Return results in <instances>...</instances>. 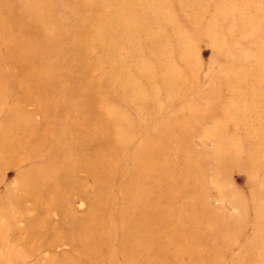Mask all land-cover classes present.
<instances>
[{
  "label": "rangeland",
  "instance_id": "obj_1",
  "mask_svg": "<svg viewBox=\"0 0 264 264\" xmlns=\"http://www.w3.org/2000/svg\"><path fill=\"white\" fill-rule=\"evenodd\" d=\"M46 1L55 10L56 16L50 23L60 32L62 41L63 59L59 62H53L54 54L47 43L42 49L26 46L30 38L21 33V28L32 23L40 28L51 27L43 20L29 19V13H34L32 9L23 10L24 0H0L3 19L0 24L13 27V31L7 28L0 31V139L5 120L13 109L24 119L21 128L24 133L17 148L0 155V264L70 261L104 264L107 251L115 264H126L127 251L121 236L125 228L119 215L120 208L126 204L122 180L130 175L140 149L150 141L159 155L154 170L161 172L160 182L164 174L162 187L171 192L162 198L164 203L178 212L186 205L199 204L200 208L195 223H181V218L175 217L167 226L179 236L172 241L175 252L184 251L191 244L194 248L188 256L198 260L192 263L185 256L183 260L176 259L175 264H216V250L221 264H264V216H259V212H264V143L253 142L258 134L264 135V99L258 109H251L250 101L244 97L250 90L264 92V80L257 85L247 84L236 79L235 73L242 68L246 74H253L258 64L264 63V0H165L169 4L163 9L162 22L168 25L165 29L179 25V33L189 34V41L181 43L183 36L173 31V34L166 32L167 38L159 37L152 27L137 41L131 40L133 45L121 40L114 57L126 64L128 77L136 75L143 62L159 65L172 60L177 65L184 93L172 98L160 92L152 123L135 113L129 102L120 100L118 96L124 87L118 80L112 82L116 97L91 98L83 110L74 97L76 87L66 77L72 56L78 63L69 71L73 78L80 79L82 65L87 68L85 80L98 88L105 84L109 65L105 59L96 65L101 57L96 45L89 47L83 60H77L66 46H72L69 38L82 25V18L88 19L89 27L100 25V17H94L98 13L104 14L106 23L110 22L114 11L109 0H39L38 3ZM198 8L202 14L198 15L197 26L192 19ZM213 23L217 29L215 35L207 30ZM92 38L86 31L84 39ZM157 55H161L160 61ZM16 58L38 69L50 63L61 80L60 87L46 90L42 85L25 84L28 72ZM157 65L155 74H160ZM140 86L149 87L146 81ZM59 89L67 90L70 96L67 114L52 109V101H46L45 107L39 104L43 94L49 91L53 94ZM104 89L109 93L111 87ZM112 107L128 116L130 124L122 132L120 128V144L110 158L114 172H104L101 167L87 164L91 157L111 145V140L100 135V122L94 116H103ZM224 111L229 116L228 122L223 119ZM50 116L56 133L60 130H56L54 121L66 122L65 133L61 132L63 136L57 143L46 138ZM77 117L83 126L72 121ZM165 124L172 127L159 141V130L155 129ZM223 125L239 140L238 147L226 149L231 155L220 154L218 148L225 133ZM79 142L85 158H78L75 153L71 156L72 181L67 178L66 185L61 180L58 193L45 187L41 191L31 188L37 183L33 177L35 167L47 171L44 168L47 165L42 164L61 153L66 156L70 151L73 153ZM253 146H258L260 154L257 166L250 159ZM154 170L148 172L146 182L152 187L157 184ZM44 182L48 183V178ZM96 220L99 234L91 235L88 242L102 253L92 258L80 243L81 228L76 224ZM157 251L151 253L154 260L160 258Z\"/></svg>",
  "mask_w": 264,
  "mask_h": 264
},
{
  "label": "bare ground",
  "instance_id": "obj_2",
  "mask_svg": "<svg viewBox=\"0 0 264 264\" xmlns=\"http://www.w3.org/2000/svg\"><path fill=\"white\" fill-rule=\"evenodd\" d=\"M38 1L39 0H24L23 10L29 11V9H32L34 15L29 13V19L31 17V19L34 21L43 20L44 24H48L51 27L50 20L55 18L53 17L56 16L54 13L55 10L48 1L41 4H39ZM88 3L91 4L90 2ZM109 3L111 4V8L114 11L113 18L109 19L110 22L106 23L103 18L104 14L98 13L99 15L97 14L94 17H100V25L97 27H89L87 25L88 19L82 18L80 22L82 25L76 27L73 35L71 36L72 38H69L72 46H66V49H71L70 52L73 54V56L74 54L77 56V60H83L88 53L89 47L91 45H93V47L96 45L101 52V57L97 60V64H95L99 66V63H102V60L105 59L109 65L105 84L98 88V86L92 83V81L85 80L87 68L82 65H80V79H77L76 77L73 78L69 71L71 69H75L73 66L78 63L73 61L72 56L70 58V62H72V64L69 63L68 65L66 77L69 79V82L76 87L77 91H75L76 93L74 97L78 98V105L83 110L85 108V104H87L86 102L91 101V98H103L108 96H110V98L116 97L112 93V82L118 80L124 87L122 95L119 94L118 96L120 100H123V102H129L135 113H138V115L143 119L149 120V122L152 123V119L155 116L156 111L155 101L160 92H163L172 98L177 97L179 93H184V91L181 90L182 87L180 86V84H182V79L179 78L178 71H176L177 65L172 60L159 63V65L156 64L157 62L148 64L147 62H143L139 64L136 75L133 74L134 76L128 77L126 73V71H128L126 64L114 57L115 48L120 45L121 40L132 44L131 40L134 42L137 41L138 37L140 35H144L147 31L146 29L151 27L157 30L156 33L159 37L167 38L168 35H165L166 32H169L170 34H173L174 32L180 37L183 36L181 38V43L183 41H189L190 35L179 33V25L176 26L175 29L171 28L172 30L165 29L168 25L162 22V18L164 17L165 13L163 9L169 7V4L165 0H125V2H122L121 0H109ZM200 14H202V9L198 8L196 17L192 19V22L197 24V26L200 23L198 20V15ZM2 21L3 19L1 20L0 17V22ZM0 26H3L0 28V31L6 28L10 31H13L12 25L10 27L0 24ZM83 29H86L89 35H91L93 38L88 40L84 39L86 31L84 32ZM207 30L209 32H213L212 34L215 35V31H217L216 24L213 23L209 28H207ZM21 33H24L30 38L28 43L25 44L26 46L31 45L37 49H42V46L46 45L45 43H47L49 50L54 54L53 62H59L60 59H63L62 54H60V51H62L60 48L62 43L61 39L59 38L60 32L54 26L51 28H48L47 26L40 28L32 23L27 27L21 28ZM171 36L173 35H170L169 37ZM155 57H158V55ZM160 57L161 55H159L158 61H160ZM15 61L18 62L28 72V77L24 81L25 84L30 83L33 85H42L45 86L44 88H46V90H52L57 86L60 87L61 80L56 74V71H54L53 65L52 67L50 66V63L45 66H41L38 69L29 67L28 62L22 59L16 58ZM155 65L158 66L160 74H155ZM258 66L259 68L256 69L253 74H246L242 68L236 69V79L243 80L247 84L249 83L257 85L258 83H263L264 63L258 64ZM233 68L234 67H231L230 69ZM143 81L147 82L149 85L148 88H142V86H140V84H143ZM109 85L111 87L110 92L106 93L104 88L105 86L108 87ZM58 91L59 92H55L53 94H51L50 91L47 94H43L40 98L39 104L41 107H45L46 101H52V109L67 114L68 108H70V104L68 103L70 96L67 90L59 89ZM50 95H53V97ZM244 97L250 101L251 109H258L262 103V99H264V92L258 91L257 89L250 90L244 94ZM57 98H59L60 101H58ZM241 109L245 110V108ZM222 114L224 116L223 119L228 122L229 116L227 112L224 111ZM97 116L98 115L94 117L100 122L99 133L103 139L111 140V145H109L108 148H106L107 150H104V152L101 151L96 154L95 157H91V159H89L90 163L87 165H91L92 168L101 167L100 170H103L104 172H114V167L110 163V158L115 154L119 147L120 128L122 127V132L124 127H127L130 124V119L117 107H112L103 116H98L99 118ZM246 116L248 117V115ZM23 120L24 119L19 116L15 109L9 113L2 129V137L0 139V155L9 154L17 148L16 146H18V143L22 138V134L24 133L21 129L24 123ZM52 121L53 119L51 116L47 117V123L49 126L48 131L46 132V138L53 139V141L57 143V141H60L61 137L63 136L61 132L65 133L64 127H66V122L59 120L57 123V121H54L56 130H60L56 133ZM72 121H74L75 125L83 126V122H81L82 120L79 117ZM225 126L226 125L222 126V132L225 133L223 138L220 139L218 148L220 150V154L231 155V151L226 149H234L235 147H238L239 140H237ZM171 127L172 124L168 126L165 124L159 128H156L155 130H159V139L157 140L160 141L164 139V134L168 132ZM116 134L118 137L115 136ZM66 140L72 141V138H66ZM253 142L263 145L264 135L258 134ZM79 144H76L74 150H72L73 153L70 151L67 153V156L62 155L61 153L42 164L47 165L44 167L47 168V171L42 167H35L33 177L37 183L36 186L33 187L32 185L31 188H35V191H41V189L45 187L52 193H58L62 188L59 186L61 180H63L66 185L67 178L69 181H72L71 169L73 165L71 163V156L75 153L78 158H85L83 151L81 152L80 150L81 144ZM123 144L124 139L121 137V146ZM258 146H253L250 152L251 164L253 166H257L260 161ZM140 150L141 153L134 161L133 169L130 175L126 179L122 180V185L124 188L123 194L126 204L120 208L119 215H121L123 218L122 226L125 228L121 232V236L122 242L124 243L127 251L126 255L124 256L126 264H175L174 261L185 259V256H188V253L193 251L194 246L190 244L188 249L181 252H175L176 250L173 249L172 241L179 236L173 230H170V228L168 229L167 226L170 225V222L175 217L181 218V223H195V216L200 213V208L198 207L199 204L198 206L186 205L184 208H180V212H178L174 211V208L167 205L166 202L164 203L162 198H164L165 195H169L171 192L167 189H163L162 187L164 174L162 173V181L160 182L161 172L154 170L157 162L156 157L159 156L158 151L156 150V147H153L152 141L148 142ZM151 170H154L157 175V184L155 187L147 184L149 180L148 172ZM46 174L50 176H56V178H52ZM99 176L100 175H98V178L100 179ZM47 178L48 183L44 182V180ZM101 184L102 186H105L103 182H101ZM259 216L263 217L264 212L261 214L259 212ZM68 220L67 223H70ZM97 224L98 220L90 223L87 222L83 224H76L81 228L79 239L82 242L80 243L85 248V251L88 252L87 254L92 255V258H97L98 255L102 253L100 249L91 248L92 242H88L90 237L93 235L95 237L98 236L100 228ZM196 231L197 230L195 229L194 233H196ZM218 249H220V247ZM156 250L160 251L161 254L159 259L156 258V260H154V257H152L151 253ZM158 251L156 252L157 254ZM105 258L106 260L104 264L116 263L108 251L105 254ZM167 259H170V261H167ZM186 259L192 263H195L193 261H198L197 259H192L189 256ZM214 262L216 264H221L218 258L217 250L215 252ZM78 263L79 262L71 263L70 261L67 264Z\"/></svg>",
  "mask_w": 264,
  "mask_h": 264
}]
</instances>
